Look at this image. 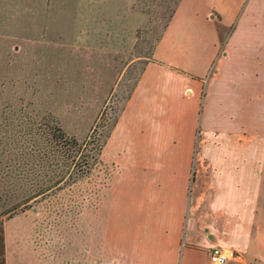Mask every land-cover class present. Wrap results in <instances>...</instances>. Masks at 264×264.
I'll list each match as a JSON object with an SVG mask.
<instances>
[{
    "label": "crops",
    "instance_id": "1",
    "mask_svg": "<svg viewBox=\"0 0 264 264\" xmlns=\"http://www.w3.org/2000/svg\"><path fill=\"white\" fill-rule=\"evenodd\" d=\"M129 2L109 0L110 32L84 43H131L134 18H143ZM230 26L221 45L219 28ZM65 43L76 44L52 42ZM76 54L75 122L90 121L125 51L78 45ZM104 151L134 157L116 172L112 191L123 190L111 196L103 230L85 217L72 241L66 229L61 264H211L214 245L231 253L225 264H264V0H177ZM148 156L156 160L153 178ZM167 156L179 164L167 166ZM173 171L177 195L167 176ZM14 219L1 223L0 264H35L19 259L16 243L37 228Z\"/></svg>",
    "mask_w": 264,
    "mask_h": 264
},
{
    "label": "rangeland",
    "instance_id": "2",
    "mask_svg": "<svg viewBox=\"0 0 264 264\" xmlns=\"http://www.w3.org/2000/svg\"><path fill=\"white\" fill-rule=\"evenodd\" d=\"M176 2L131 0V11L143 18L141 22L134 18L131 43H84L94 36L102 40L110 32L109 21L104 20L110 14L109 0H0V240L5 218L16 217L19 223L37 228L34 234L27 233L30 237L18 233L19 259L61 264L66 229L72 241L79 218L85 217L89 224L96 219L105 228L110 198L123 190L112 191L117 169L133 163L134 157L112 156L102 152L103 147L98 153L95 147L103 142L128 91L151 59ZM231 30V26L219 28L221 45ZM56 40L76 44H52ZM78 45L125 51L124 67L95 117L81 122H75L78 93L69 90L77 84ZM153 158L143 159L150 178L157 175ZM165 159L167 166L179 164L177 159ZM88 166L89 172L73 180L79 169ZM167 176L177 195L179 172ZM190 179L184 188L186 201ZM70 246L76 249L77 241Z\"/></svg>",
    "mask_w": 264,
    "mask_h": 264
},
{
    "label": "built area",
    "instance_id": "3",
    "mask_svg": "<svg viewBox=\"0 0 264 264\" xmlns=\"http://www.w3.org/2000/svg\"><path fill=\"white\" fill-rule=\"evenodd\" d=\"M211 264H225L231 253L219 245L211 246L208 250Z\"/></svg>",
    "mask_w": 264,
    "mask_h": 264
},
{
    "label": "trees",
    "instance_id": "4",
    "mask_svg": "<svg viewBox=\"0 0 264 264\" xmlns=\"http://www.w3.org/2000/svg\"><path fill=\"white\" fill-rule=\"evenodd\" d=\"M167 22V21H166ZM165 22V23H166ZM156 44V43H155ZM152 58V57H151ZM143 70V69H142ZM141 70V71H142ZM140 75V74H139ZM137 80H138V78L135 80V82L133 83V85L131 86V88H130V90L128 91V93H127V95H126V97H125V100H124V102L129 98V96H130V94H131V92H132V90H133V88H134V85L136 84V82H137ZM123 105H124V103H123ZM123 105H122V107H123ZM121 107V108H122ZM116 119L117 118H115V120H114V122H113V124H112V126L114 125V123L116 122ZM110 130H111V128H110ZM110 130L107 132V134H106V137L109 135V133H110ZM94 131V130H93ZM60 135L61 136H63L64 134H63V131H61L60 132ZM106 137L103 139V142L101 143V144H99L98 146H96L95 147V149H97V152L98 153H100V151H101V148L103 147V145H104V143L106 142ZM70 139H72V141L74 142V144H77L78 143V141L75 139V138H70ZM89 170H90V167L88 166L86 169H79V173H78V175L76 176V177H74L73 178V180H75V178L77 179V178H79L80 176H83L84 174H86L87 172H89ZM61 180V179H60ZM66 178L65 179H63L62 181L63 182H66ZM43 192V191H42ZM41 192H38V193H36L35 195H37V194H40ZM34 195V196H35Z\"/></svg>",
    "mask_w": 264,
    "mask_h": 264
}]
</instances>
